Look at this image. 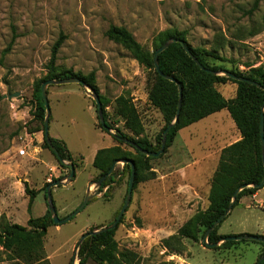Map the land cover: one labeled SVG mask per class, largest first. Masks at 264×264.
I'll return each instance as SVG.
<instances>
[{
  "label": "rangeland",
  "instance_id": "obj_1",
  "mask_svg": "<svg viewBox=\"0 0 264 264\" xmlns=\"http://www.w3.org/2000/svg\"><path fill=\"white\" fill-rule=\"evenodd\" d=\"M254 1L0 0V217L25 225L31 214L43 215L48 208L45 184L69 173L53 152L43 146V137L39 142L29 132V125L34 124V82L47 76L52 47L60 37L63 42L57 68H71L83 74L95 71L99 92L109 98L106 111L113 128L107 133L111 135L118 128L127 131L124 119L114 111L115 98L127 93L138 109L146 134L155 142L165 119L148 98L153 74L122 44L111 40L106 30L111 24L125 26L149 49L161 30H185L191 45L217 50L221 59L210 63L246 71L248 64H264V0L251 11ZM216 86L226 97L236 94L235 83ZM55 90L65 94L60 101L53 98ZM14 92L20 95L9 96ZM48 98L50 134L61 135L72 153L85 156L83 168H77L70 184L53 187L58 214L64 217L85 198L93 171L96 176L99 173L92 164L93 148L113 146L116 140L95 125L98 119L94 99L81 84H50ZM235 131V122L225 108L181 129L176 140L187 145L193 157H201L212 147L217 134L231 138ZM26 143L40 145L42 149L34 153L31 148L30 155L22 156L18 150ZM170 147L162 156L151 159L156 178L140 182L133 189L131 201L116 227L119 247L138 252L139 264H255L262 243L253 240L240 241L235 248L225 250L209 247L202 239L196 242L187 238L184 252L164 250L162 239L177 232L187 219L208 206V181L213 175L190 168L188 177L180 178L176 171L180 166L172 160ZM179 161L186 163L185 158ZM46 162L50 163L47 168L43 167ZM68 162L65 160V164ZM124 164H116L115 182L109 184L108 197L94 198L69 221L48 227L44 247L49 263L42 264L79 263V246L87 240L79 243L82 235L113 221L123 206L129 179ZM55 165L59 168L56 175L51 170ZM50 174L52 180H45ZM25 182L37 192L31 212L27 208ZM180 184L191 187L180 188ZM94 188L92 185L91 189ZM257 210L264 214V210ZM227 227L224 221L219 229L226 232ZM86 264L96 263L89 259Z\"/></svg>",
  "mask_w": 264,
  "mask_h": 264
},
{
  "label": "trees",
  "instance_id": "obj_2",
  "mask_svg": "<svg viewBox=\"0 0 264 264\" xmlns=\"http://www.w3.org/2000/svg\"><path fill=\"white\" fill-rule=\"evenodd\" d=\"M259 1L260 0L254 1L251 11L258 8ZM256 33H258V31L253 32V34ZM106 35L111 40L122 44L130 51L140 65L150 70L153 74V79L148 85V98L151 105L158 108L162 113L165 119V126L158 134L156 141L153 142L145 132L140 114L131 96L127 93H122L117 96L115 98L114 111L117 116L124 119L127 131L119 128L116 129V132L111 133L116 140V144L101 148L97 151L93 165L99 173L95 177V180L100 179L106 174L114 162L120 159H131L135 164L133 189L136 188L140 182L156 178L157 173L151 166V159L158 158L162 156V154L153 156L143 152L141 149L157 151L160 148L162 134L166 127L174 120L178 110L179 88L177 83L166 78L163 74H160L154 64L155 50L169 38L174 37L184 40L188 48L206 68L212 70L226 69L233 74L244 76L250 80L261 83V86H257L248 81L233 78L231 75L212 74L205 68H200L179 42L171 43L158 55L161 71L164 74L173 75L182 86V101L179 119L167 133V143L164 152H166V149L172 144L180 129L224 108L229 111L241 135L238 141L225 146L221 150L219 163L210 181L211 186L208 193V206L205 209H199L187 219L179 227L177 232L162 239V247L166 248L168 252L182 253L187 249L185 239L188 238L196 242L202 239L203 241L207 229L228 209L237 188L243 184H247V186L241 189L237 194L233 207L239 203L243 195L252 194L261 188L250 184H258L264 177L262 136L260 131L261 113L264 105V64L259 66L248 64L247 66L250 68L246 71L239 68L229 69L217 64H212L210 60L221 59L217 50H208L204 47H195L191 45L186 39V31L178 28H167L158 32L154 37L153 47L151 49L141 44L134 34L125 26L111 24L106 30ZM62 42L63 38L60 37L52 47L50 60L48 62L49 71L47 76L38 78L34 82L32 91V100L35 106L34 124L29 125V132H44L46 110L41 91L42 83L50 78L58 79L70 76L80 77L99 93L104 119L107 126L110 129L113 128L108 120L106 111L109 98L99 92L96 84V72L91 71L88 74H83L81 72H74L71 68L61 70L57 68L56 60ZM0 63H2V58H0ZM228 82L237 84L236 94L233 97H226L216 86L217 84ZM93 103L95 106L94 100ZM96 118L99 120L98 114H96ZM98 120L96 125L108 132L109 130L104 128ZM50 137L53 144L58 149L60 157L51 150L45 137L43 138V146L51 150L56 156L59 164L65 166L69 172L70 168L68 164H65V160L77 166L78 158L71 154L63 140L51 135ZM127 138L136 142L140 149L127 142L125 140ZM122 145L127 146V148H124ZM123 170L128 172L129 186L131 176L130 164L125 163ZM115 173L116 170L107 176L102 183L100 191L107 186L103 194L104 197L109 196V184L115 182ZM57 179L58 178H55L54 181ZM49 183L51 182L46 183L44 186L46 202V189ZM25 185L26 193L30 198L28 210L31 212V206L36 191L30 188L27 182H25ZM227 216L210 232L208 242H219L223 238L234 235L221 234L218 232L220 225ZM113 221L95 227L93 230L107 226ZM53 224H55V222L53 221L49 208H47L45 214L42 216L35 217L31 215L26 225L10 222L5 216H1L0 264L49 263V258L47 257L44 247V238L47 234L48 227ZM116 227L117 226L102 230L86 237L87 240L79 246L81 250L78 264H86L89 259H92L96 264H139L141 256L138 252L131 248L119 247V243L115 238ZM240 241H246V239H225L214 248H229ZM260 243L264 245L263 242ZM263 254L264 250L260 253L256 263ZM260 264H264V259L260 261Z\"/></svg>",
  "mask_w": 264,
  "mask_h": 264
},
{
  "label": "water",
  "instance_id": "obj_3",
  "mask_svg": "<svg viewBox=\"0 0 264 264\" xmlns=\"http://www.w3.org/2000/svg\"><path fill=\"white\" fill-rule=\"evenodd\" d=\"M173 42H179L182 44V46L185 48V51L187 52V54L196 62V64L202 68V69H206L208 72L212 73V74H227V75H231L233 78H236L238 80H242V81H248L252 84H255L257 86H261V83L254 81V80H250L244 76H238L236 74L231 73L230 71L226 70V69H218V70H212L210 68H206L204 67L201 62L198 60V58L192 53V51L188 48V46L186 45L185 41L179 38H174L171 37L169 38L166 42H164L160 47H158L155 50V54H154V64L156 69L159 71L160 74H163L166 78L174 81L177 83L178 88H179V105H178V110L176 113V116L174 118V120L166 127V129L164 130L163 134H162V141H161V146L157 151H149L147 149H141L143 152L147 153V154H151L153 156H159L161 155L166 147V143H167V133L170 130V128L173 126V124H175L178 119H179V113H180V108H181V101H182V86L180 84V82L173 76V75H168V74H164L161 69H160V64H159V59H158V55L160 52H162L163 50H165L171 43ZM70 82H75V83H79L81 84L84 89L85 92L91 96L94 101L95 104L97 106V114L99 116V121L102 124V126L104 128H106L107 130H111L107 124L106 121L104 119V114H103V107H102V103H101V99H100V95L99 93L93 88L91 87L89 84H87L83 79H81L80 77L77 76H70V77H64V78H50L47 79L46 81H44L41 85V91H42V96L44 99V103H45V110H46V114H45V118H44V137L46 139V141L48 142L51 150L58 156L60 157L59 151L56 148V146L53 144L52 139L50 137V131H49V121H50V115H51V109H50V104H49V99H48V86L50 84H60V83H70ZM20 92H14L12 94H9V96H19ZM260 131H261V136H262V154H263V160H264V105H263V111L261 113V122H260ZM114 133V132H113ZM127 142L135 145L136 147H138L140 149V147L137 145L136 142L130 140V139H125ZM123 162V163H128L131 166V176H130V180H129V186H128V192L127 195L125 197V201L123 203V206L121 207L117 217L115 218V220L107 225L104 226L100 229H96V230H92L89 232H86L82 235L79 243H81L86 237L93 235L99 231L102 230H106V229H110V228H114L115 226H117V224L120 222L124 212L126 211L132 195H133V187H134V179H135V164L131 159H120L117 160L116 162H114V164L111 166V168L109 169V171L104 174L100 179L98 180H91L88 184V189H87V193L85 198L82 200V202L69 214H67L64 217H60L58 215L56 206L54 204V200H53V196H52V188L54 186H58L61 184H67L74 176H75V165L72 162H68V166L70 168L69 173L66 174V176L58 178L57 180L49 183L47 185V204H48V208L52 214L53 217V221L55 222V224H60V223H64L66 221H69L73 216L77 215L87 204L88 202L95 196L99 195L100 193V188L102 186L103 181L107 178V176H109L115 169L117 162ZM92 185H94V190L91 189ZM252 186L255 187H262L264 186V177L263 180L258 183V184H250ZM247 184H243L241 185L239 188L236 189V191L233 194V198H232V202L229 205L228 209L225 211L224 214H222L214 223L212 226H210L207 231L204 234L203 237V242L206 243L209 247H215L217 245H219V242H214V243H210L208 242V236L210 234V232L228 215V213L230 212V210L233 207V203L236 199L237 194L239 193V191L241 189H243L244 187H246ZM225 239H232V240H242V239H246V240H255V241H260L264 243V236L262 235H256V234H234L232 236H228L227 238H223L222 240ZM264 259V254L261 256L260 260L256 263V264H260V261Z\"/></svg>",
  "mask_w": 264,
  "mask_h": 264
},
{
  "label": "crops",
  "instance_id": "obj_4",
  "mask_svg": "<svg viewBox=\"0 0 264 264\" xmlns=\"http://www.w3.org/2000/svg\"><path fill=\"white\" fill-rule=\"evenodd\" d=\"M52 95H53V98L55 100H57V101H60V99H62V97L65 96V94L63 92L59 91V90H55ZM90 107L93 109V105L91 104V102H90ZM217 112H219V111H217ZM96 123H97V120L95 122V125H96ZM178 132H177L172 144L170 145L171 146L170 148H171L172 160L174 162L176 161V164L178 166H180V167H177V170H176V171H179V175H180L179 177L180 178L184 177V176L188 177V173H189L188 170L190 168H192V170H195L196 172H199L200 174H202L205 171L212 172V174H213V172L215 171V169L217 168V165L219 163L221 150L225 146H227V145L235 142L237 139L241 138L240 132L237 129V127H236V131H235L233 137H231V138L230 137L229 138H225L223 135L217 134L216 135L217 137L214 138V141L212 142V144H213L212 147L206 149V151L203 153V155L201 157H193L192 156L193 153L190 151V148L187 145H182V144H178L177 143L176 138H177ZM31 134L39 142L41 141L42 137L44 138V132L43 131H35V132H32ZM105 134L108 135V137H111V135H112V134L110 135L107 132H105ZM51 136L56 137L58 139H61V140H63L66 143V141L63 139V137L61 135H59V134H57V135L55 134V135H51ZM112 137H111V139H112ZM66 145H67V143H66ZM34 146H35V148H33L32 145H30L28 147V151H29L28 155L31 154V152H30L31 148H33V152L34 153H39L41 151L42 146H40V145H34ZM67 148L69 149L68 145H67ZM101 148H104V147H99L98 145H96L93 148L92 153H91L92 164H93V161H94V158H95V155H96L97 151L99 149H101ZM69 151L71 152V154L73 156L78 158V165L75 166V175H76L77 168H79V167L83 168V166H84L85 156L83 154H81V153H78V154L72 153V151L70 149H69ZM184 158L186 159V163H182V161H179V160H182ZM212 163H214V165H212ZM45 164L46 165H43V167H45V168L49 167V165H50V163H47V162ZM93 167H94V165H93ZM56 169H59L58 165H55V167L51 168V170L55 171L54 175H56V173H57ZM95 170H96V168H95ZM210 170H212V171H210ZM51 175L52 174H50V176ZM95 176L96 175H95V173L93 171V173L89 177V182L91 180H94ZM48 177H46L45 180H47ZM72 180L73 179H71L65 185L70 184L72 182ZM89 182H88V184H89ZM61 185H64V184H61ZM58 186H60V185H58ZM179 186H180V188H184V187L190 186V184H180ZM210 186H211V184L208 181V192H209ZM54 188L52 190H54ZM106 188H107V186H105L103 188V190L100 191L99 195L93 197L92 199H94V198H103L104 199V195L103 194H104ZM87 189H88V185H87ZM36 195H37V192H36ZM36 195H35V197H36ZM52 196H53V192H52ZM35 197H34V199H35ZM44 198H45V196H44ZM34 199H33V202H32V206H33V203H34ZM29 200H30V198L28 199V205H29ZM53 200H54V198H53ZM81 202H82V200L79 201V204ZM46 204H47V202H46ZM54 204H55V201H54ZM28 205H27V208H28ZM32 206H31V210H32ZM257 209L264 210V186H262L261 188H259L257 191H255L252 194L243 195L240 198L239 203L235 207H232V209L228 213L227 218L224 220V221L227 222V226H228L227 230L228 231L223 232V231H221V229H218V232L221 233V234H256V235H264V214L263 215L260 214ZM35 217H38V216H35ZM57 226H59V224H57ZM222 241H224V240L219 241V244ZM238 243H240V242H237V243L233 244L229 248H221V249L231 250L232 248H235ZM263 247H264V245L262 244V246L260 247L259 255L264 250V249L262 250ZM259 255H258V257H259Z\"/></svg>",
  "mask_w": 264,
  "mask_h": 264
},
{
  "label": "built area",
  "instance_id": "obj_5",
  "mask_svg": "<svg viewBox=\"0 0 264 264\" xmlns=\"http://www.w3.org/2000/svg\"><path fill=\"white\" fill-rule=\"evenodd\" d=\"M30 145H32L33 148H35V146H34L32 143H26V144L20 146V148H19V150H18V153H19L20 155H22V156H23V155H28V153H29V151H28V147H29ZM47 180H48V181H51V180H52V175L49 176V177L47 178ZM164 250L167 251L166 248H164ZM174 256H175V255H174Z\"/></svg>",
  "mask_w": 264,
  "mask_h": 264
}]
</instances>
